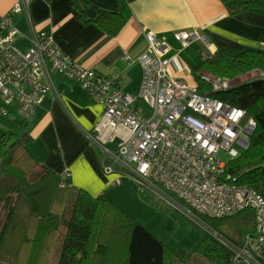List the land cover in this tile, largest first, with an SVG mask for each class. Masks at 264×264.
I'll list each match as a JSON object with an SVG mask.
<instances>
[{"label":"built area","instance_id":"2783aa9c","mask_svg":"<svg viewBox=\"0 0 264 264\" xmlns=\"http://www.w3.org/2000/svg\"><path fill=\"white\" fill-rule=\"evenodd\" d=\"M30 2L16 0L0 18V116H7L14 105L19 117L30 121L46 90L52 88L50 70L61 72L103 106V125L114 130L103 141H94L103 170L113 174L116 183L129 178L139 193L183 211L203 226L194 212L223 217L251 207L255 228L241 243L218 236L212 227L205 229L230 246L233 263L264 264V197L230 179L225 163L216 156L219 149L235 157L246 148L254 119L246 117L243 108L170 74L163 57L167 45L149 29L144 30L147 44L139 56L140 86L136 93L122 90L114 78L95 74L63 55L46 31L19 30L12 15L25 13L31 26ZM173 35L183 44L206 39L197 30H178ZM18 37L28 42L25 49L15 45ZM215 48L210 44L211 53ZM204 78L215 90L229 86L225 78ZM237 112L241 114L233 119ZM66 176L60 175V186L66 184Z\"/></svg>","mask_w":264,"mask_h":264},{"label":"crops","instance_id":"0c3cea01","mask_svg":"<svg viewBox=\"0 0 264 264\" xmlns=\"http://www.w3.org/2000/svg\"><path fill=\"white\" fill-rule=\"evenodd\" d=\"M15 1L0 0V18ZM27 11L31 26L25 13L12 15L19 30L27 32L32 27L46 31L71 61L104 78H114L122 90L131 93L137 92L142 80L139 56L147 44L146 29L154 31L167 45L163 57L168 59L169 73L197 88L192 68L204 56L198 54L196 42L203 43L210 54V44L225 45L235 53L264 51V9L248 8L230 15L221 0H78L77 5L73 0H31ZM178 30H197L206 39L183 44L173 35ZM15 45L25 49L28 42L18 37ZM49 74L52 88L46 90L31 120L24 122L16 107L10 106V113L0 116V134L7 130L18 133L41 170L53 174L54 183L67 173L66 184L61 187L82 190L93 197L103 195L117 205L122 213L118 211L120 220L115 222L122 227L109 239L115 243L119 239L123 247L128 241L130 220H135L133 210L142 204L134 183L123 182L129 178L116 183L115 176L103 170L101 151L94 139L103 141L114 129L103 125V106L95 96L59 71L50 70ZM198 74L217 78L202 68ZM263 74L253 68L226 79L234 81L228 83L230 86ZM210 87L213 89L211 83ZM58 236L51 241L47 264H56ZM115 256L109 254L105 262L116 264Z\"/></svg>","mask_w":264,"mask_h":264},{"label":"trees","instance_id":"16d2710c","mask_svg":"<svg viewBox=\"0 0 264 264\" xmlns=\"http://www.w3.org/2000/svg\"><path fill=\"white\" fill-rule=\"evenodd\" d=\"M221 1L230 15L248 8L264 9V0ZM77 2L73 0L75 5ZM201 68L225 79H232L253 68L264 73V51L235 53L225 45H218L209 57L203 58L198 66L192 68L200 91L243 108L246 116L254 119L255 128L247 138V147L225 162V170L230 173V179L251 186L264 197V74L213 90L210 83L198 74ZM20 139L21 136L11 130L0 134V216L1 212L6 214L3 224L0 217V264H20L18 260L24 259L25 255H29V258L37 256L38 264H42L40 258L45 255L43 258L47 264L51 241L63 227V232L58 236L60 251L56 264H107V248L112 250L117 245L109 238L122 227L115 222V219L120 220L118 211L122 213V210L103 195L93 197L82 190L61 187L59 177L55 184L53 174L41 170L42 167L27 152ZM15 152L38 169L34 182H29L24 171L14 165ZM44 185H48L52 195L43 196L38 201L35 195ZM14 193L15 197L12 195ZM58 195L62 197L60 200L57 199ZM16 209L20 211V218ZM194 213L199 215L198 219L205 228L212 227L218 236L230 242L241 243L244 235L255 228L251 207L223 217ZM31 216H35L34 224L31 223ZM234 217H239L244 227L233 233L210 223L214 218ZM131 221L124 264H235L230 246L220 242L207 230V234L198 241L193 259L192 253L184 254L183 251L169 248L142 223ZM61 225L63 227H59ZM13 234H17V238L12 237Z\"/></svg>","mask_w":264,"mask_h":264},{"label":"rangeland","instance_id":"374dc122","mask_svg":"<svg viewBox=\"0 0 264 264\" xmlns=\"http://www.w3.org/2000/svg\"><path fill=\"white\" fill-rule=\"evenodd\" d=\"M194 45L196 46L199 55L201 54L204 57L210 56L209 51L206 49L203 43L198 41ZM202 69L207 71L205 68ZM217 78L220 79L222 77H217ZM228 83L232 84L234 83V81ZM216 156L217 159L221 160L223 163L229 161L232 158V156L225 149H219ZM12 161H14V165L16 167L21 168L24 171L29 182H34V180L37 177L36 172L38 169L32 163L28 162L25 158H23L21 155H19V153L16 152L15 155L13 156ZM123 182L127 184H133L132 181L129 179H123ZM237 184L246 185L239 183ZM137 192L136 195L139 196V202L140 204H142V206L139 205L137 210H133L135 213L134 215L136 216L132 215V217L138 222L142 223L144 226L149 225L150 228L146 226L149 230L154 229V231L159 234L158 236L159 239L163 241L166 246H168L173 250L183 251L184 254L192 253L191 256L194 259V255L197 253L195 251V248L198 245V241L202 239V237L205 234H207L205 227L199 224L198 222H196L192 217L188 216L183 211H180L175 207H171L170 205L164 202L150 199L146 197L144 194ZM48 194L52 195V193L48 188V185H44L40 187L39 190L37 191L35 195L36 200L40 201V198H42L43 196H47ZM58 194H62V193L59 192ZM12 195L13 197H15V193ZM61 198L62 197L60 195L57 196L58 200H60ZM61 206H63V203L61 204ZM146 206H149V209H147ZM60 207L58 208V210L60 209ZM16 214L20 218V211L18 209H16ZM194 216L199 218V215L197 214H195ZM0 217L2 218V224H3L6 218V214L1 212ZM34 217L35 216H31L30 218L32 224H34L36 221ZM131 222L132 221L130 220V228H131ZM242 222L243 221L239 220V217H234L229 219L214 218L210 220V223L214 227L219 229L221 228L225 229L227 232L230 233H233L234 230H238L239 228H243L244 226ZM12 237L17 238V234H13ZM116 244H117V248L115 250H110V248L109 249L107 248V252H109V254H111L112 256L116 255L115 256L117 261L116 264H124L127 244H123V247L122 246L120 247L119 239H117ZM59 251L60 250L58 249V251L54 253L57 257L59 255ZM43 257H45V255ZM43 257L40 258V262L42 264H45V258ZM18 262L20 264H38V259L37 256L34 255H32L31 258H29V255L28 256L25 255V258L18 260Z\"/></svg>","mask_w":264,"mask_h":264},{"label":"snow or ice","instance_id":"6c2138e0","mask_svg":"<svg viewBox=\"0 0 264 264\" xmlns=\"http://www.w3.org/2000/svg\"><path fill=\"white\" fill-rule=\"evenodd\" d=\"M238 115H239V113H235L233 116V119H235V116H238Z\"/></svg>","mask_w":264,"mask_h":264},{"label":"clouds","instance_id":"9594fccd","mask_svg":"<svg viewBox=\"0 0 264 264\" xmlns=\"http://www.w3.org/2000/svg\"><path fill=\"white\" fill-rule=\"evenodd\" d=\"M237 113H239V112H237ZM241 113H239V115H240Z\"/></svg>","mask_w":264,"mask_h":264}]
</instances>
